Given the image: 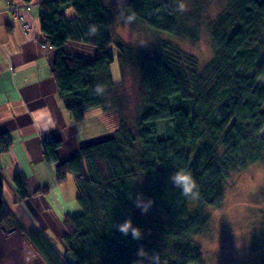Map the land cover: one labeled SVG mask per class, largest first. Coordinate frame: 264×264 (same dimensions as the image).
<instances>
[{
	"label": "trees",
	"instance_id": "trees-1",
	"mask_svg": "<svg viewBox=\"0 0 264 264\" xmlns=\"http://www.w3.org/2000/svg\"><path fill=\"white\" fill-rule=\"evenodd\" d=\"M128 4L135 22L184 35L172 0ZM40 8L45 43L56 51L52 77L73 120L82 122L99 107L107 111L112 65L125 51L112 36L115 0H41ZM212 22L215 55L203 67L197 56L164 41L142 54L145 106L133 124L122 118L111 131L83 141L78 154L65 160L59 156L63 139L49 136L44 158L57 164L58 183L70 175L75 179L83 212L64 217L63 250L44 230L19 227L46 264H68L66 253L77 264H136L141 247L150 255L159 253L161 264L202 262L193 240L207 221L202 208L221 203L231 172L264 161V0H227ZM91 24L98 32L89 37ZM75 42L91 45L96 56L64 50ZM113 46L119 48L117 55ZM97 84L105 85L104 96L95 94ZM160 121L167 124L165 137L159 135ZM12 144L10 134L0 132V153ZM177 169L191 171L199 185L196 209L169 182ZM12 181L27 197L25 176L17 172ZM3 184L0 166V224L16 222ZM141 193L154 201L147 213L135 204ZM127 219L142 230L141 239L117 230Z\"/></svg>",
	"mask_w": 264,
	"mask_h": 264
},
{
	"label": "rangeland",
	"instance_id": "rangeland-1",
	"mask_svg": "<svg viewBox=\"0 0 264 264\" xmlns=\"http://www.w3.org/2000/svg\"><path fill=\"white\" fill-rule=\"evenodd\" d=\"M172 3L176 8L175 0H172ZM185 3L187 11L183 13L177 11L178 24L181 33H184L182 36L165 31L158 32L137 22L127 27L118 25L115 19L117 9H114L112 36L116 45H124L125 51L121 60L115 61L112 65L113 72L119 79L113 78V85L108 88L110 102L108 110L103 111L100 107L92 110V116H98L94 117L98 118L94 122L95 126L100 128L96 133L102 131L101 127L104 125L106 132L111 131V128L119 125L122 118L133 124L142 113L145 106V90L140 60L145 51L157 47L164 41L176 45L188 55L197 56L202 67L214 57L211 24L224 9L227 0H185ZM81 45L85 48H93L89 44ZM73 51L82 50L73 49ZM112 51L117 55L119 48L113 46ZM166 126V121L158 123L160 137H165ZM47 135L49 136L40 132V136L45 140ZM54 164L56 169L57 164ZM72 178L58 183L55 173L54 179L59 185L57 187L63 191L64 197L66 195L71 197L74 194L75 183ZM225 183V195L221 203L205 205L202 208L207 221L193 236L194 243L201 249L202 262H192V264H264V161L248 164L242 170L231 172ZM14 186L16 188V185ZM51 195L52 189L39 187L32 192L28 191L27 197L23 198L20 193V199L10 197V205L7 204L17 223L10 220L11 223L0 224V264H46L20 230L19 227L22 225L18 223L19 219L12 211V206L30 219L42 217L40 216L42 213L38 210L46 211L47 215L44 214L43 218L47 220L45 222L50 228L49 233H52V238L62 250L64 249L59 230V226L61 229L64 227V218L59 221L55 219L54 213L52 215L46 210L45 197L52 199ZM77 206L78 214L82 213L79 203ZM192 206L193 209L197 208L194 201ZM22 228L29 231L23 226Z\"/></svg>",
	"mask_w": 264,
	"mask_h": 264
},
{
	"label": "crops",
	"instance_id": "crops-1",
	"mask_svg": "<svg viewBox=\"0 0 264 264\" xmlns=\"http://www.w3.org/2000/svg\"><path fill=\"white\" fill-rule=\"evenodd\" d=\"M40 2L41 0H0V132H8L13 138L10 150L0 153V166L6 203L10 205L11 196L20 199L12 181V176L20 172L25 176L27 192L39 187L52 189V199L45 197L46 210L52 215L54 213L55 219L62 221L66 215L79 212L76 184L73 185L74 194L64 197L54 179V162L44 158L45 142L49 136L63 139L59 156L65 160L78 154L83 141L106 131L104 125L101 127L103 130L96 133L100 128L94 124L98 120L94 118L98 116H92L94 110L89 111L84 121L76 123L60 98L51 72L56 51L49 45H44L46 40L39 19ZM11 3L19 6L31 3L32 6L31 10L20 8L14 13L8 10ZM71 13L73 12L68 7L66 14ZM20 15L23 19L19 18ZM23 23H27L29 27L24 28ZM64 50L89 59L96 56V49L85 48L77 42L67 43ZM90 118L93 119L90 121ZM40 132L49 134L46 140L40 136ZM73 182L75 183V179ZM11 208L19 219L18 223L25 229H43L52 237L48 223L45 222L47 220L43 218L44 214L47 215L46 211L38 210L42 217L30 219L13 206ZM59 230L62 231L61 226Z\"/></svg>",
	"mask_w": 264,
	"mask_h": 264
},
{
	"label": "clouds",
	"instance_id": "clouds-1",
	"mask_svg": "<svg viewBox=\"0 0 264 264\" xmlns=\"http://www.w3.org/2000/svg\"><path fill=\"white\" fill-rule=\"evenodd\" d=\"M106 3L111 4L112 0H105ZM176 8L175 11L181 13L187 11L185 0H175ZM116 5V22L118 25H123L125 27L133 24L136 20V13L132 9L131 5L128 4V0H115ZM98 32L96 25H89L87 35L89 37L95 36ZM114 79H119L118 76L114 74ZM96 95L104 96L106 92V87L103 84H97L94 88ZM169 182L174 189H179L180 194L190 200H198L200 198L199 185L194 178L193 174L189 170L177 169L172 172L169 176ZM154 201L151 199L146 200L143 194H139L135 198L136 207L140 208L143 213H147L152 207ZM117 230L124 235L131 234L133 239H141L143 232L139 227L133 225L131 219H127L124 222L116 226ZM137 255L141 257L136 264H140L141 261L147 260L148 264H161V258L159 253L149 254L145 251L143 247L138 250Z\"/></svg>",
	"mask_w": 264,
	"mask_h": 264
},
{
	"label": "built area",
	"instance_id": "built-area-1",
	"mask_svg": "<svg viewBox=\"0 0 264 264\" xmlns=\"http://www.w3.org/2000/svg\"><path fill=\"white\" fill-rule=\"evenodd\" d=\"M31 6H32L31 3H27V4H24V5H20V6L11 3V4L9 5L8 10H12V12L17 13V11L20 10V8H25V9L31 10ZM19 18H20V19H23V16L20 15ZM23 27H24V28H28L29 26H28L27 23H23ZM44 45H47V44H44Z\"/></svg>",
	"mask_w": 264,
	"mask_h": 264
},
{
	"label": "water",
	"instance_id": "water-1",
	"mask_svg": "<svg viewBox=\"0 0 264 264\" xmlns=\"http://www.w3.org/2000/svg\"><path fill=\"white\" fill-rule=\"evenodd\" d=\"M66 261L68 264H77V261L75 258H73V256L69 253H66Z\"/></svg>",
	"mask_w": 264,
	"mask_h": 264
}]
</instances>
